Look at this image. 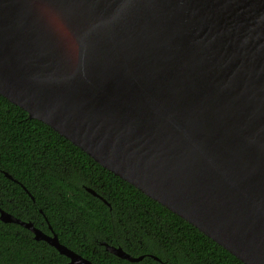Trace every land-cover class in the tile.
<instances>
[{
	"label": "water",
	"instance_id": "95a60500",
	"mask_svg": "<svg viewBox=\"0 0 264 264\" xmlns=\"http://www.w3.org/2000/svg\"><path fill=\"white\" fill-rule=\"evenodd\" d=\"M41 2L76 37L75 66ZM0 94L243 263L264 264V0H0ZM0 220L63 264H91L50 225L2 208Z\"/></svg>",
	"mask_w": 264,
	"mask_h": 264
},
{
	"label": "trees",
	"instance_id": "16d2710c",
	"mask_svg": "<svg viewBox=\"0 0 264 264\" xmlns=\"http://www.w3.org/2000/svg\"><path fill=\"white\" fill-rule=\"evenodd\" d=\"M0 208L47 233L50 225L91 264H245L1 94ZM102 242L143 258L130 263ZM67 261L30 230L0 220V264Z\"/></svg>",
	"mask_w": 264,
	"mask_h": 264
},
{
	"label": "bare ground",
	"instance_id": "6f19581e",
	"mask_svg": "<svg viewBox=\"0 0 264 264\" xmlns=\"http://www.w3.org/2000/svg\"><path fill=\"white\" fill-rule=\"evenodd\" d=\"M41 9L40 13L43 16V20L46 22V26L56 35V40L60 43V48L68 56L69 64L71 67L75 66V62L78 56V42L76 37L69 28L63 15L54 8L39 3ZM58 36V37H57Z\"/></svg>",
	"mask_w": 264,
	"mask_h": 264
}]
</instances>
